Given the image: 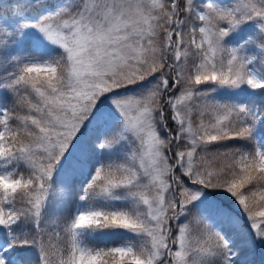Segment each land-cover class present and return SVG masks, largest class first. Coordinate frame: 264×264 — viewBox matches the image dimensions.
<instances>
[{
	"label": "rangeland",
	"instance_id": "374dc122",
	"mask_svg": "<svg viewBox=\"0 0 264 264\" xmlns=\"http://www.w3.org/2000/svg\"><path fill=\"white\" fill-rule=\"evenodd\" d=\"M35 1L36 13L22 7L0 15V90L38 89L22 76L40 70L57 77L45 88L53 101L82 111L79 120L61 116L65 124L78 122L83 129L94 112L93 135L87 139L91 133L82 131L76 137L51 171L59 188H46L58 203L76 188L67 223L72 264L100 255L83 242L90 223L122 231L115 249L123 264H250L255 257L264 264V218L248 212L246 223L204 185L180 178L167 145L174 134L168 127L162 131L154 114L162 93L164 104L181 81L170 106L189 137L214 139L243 122L264 167L263 111L256 102L264 73L253 43V36L264 33V7L259 12L256 0ZM163 62L176 80L170 88ZM7 118L1 102L0 222L11 224L19 217H12L5 185L18 178L3 152ZM186 157L193 162L192 153ZM170 218L174 223L164 226ZM14 230L0 236V264L23 263L14 247L17 237L39 262L37 233L25 225ZM41 235L50 239L48 230Z\"/></svg>",
	"mask_w": 264,
	"mask_h": 264
},
{
	"label": "trees",
	"instance_id": "16d2710c",
	"mask_svg": "<svg viewBox=\"0 0 264 264\" xmlns=\"http://www.w3.org/2000/svg\"><path fill=\"white\" fill-rule=\"evenodd\" d=\"M256 2L258 10H263L264 4ZM38 3L18 0L17 6L26 7L35 13L40 9ZM14 6V2L0 1V14L12 15ZM254 42L258 46L256 62L264 72V47H259L264 44V33L256 35ZM162 67L169 80L167 88H170L176 81L174 74L167 64ZM22 78L30 82L35 80L40 87L33 89L28 86L14 93L0 90V103L6 104L8 117L3 151L16 165L15 175L20 177L16 183L7 185V196L15 206L14 215L19 216V219L11 224L0 223V236L15 234L14 227L25 224L30 232L37 233L42 249L35 254L39 262L31 260L21 239L13 237L14 247L20 251L23 264H72L73 243L67 222L75 208L76 188L73 184L72 191L62 203L56 202V198L47 193L46 188L52 184L56 189L59 188V182L53 181L50 174L76 137L82 131L84 134L88 131L91 133L87 139L93 135L94 112L92 110L91 114L86 115L84 130L78 127V122L65 124L64 120H60L61 116L71 121L79 120L82 111L74 112L51 99V92L45 88L53 86L57 77H49L43 71L35 70L26 72ZM181 85L180 81L168 92L172 97L168 96L164 104L161 103L164 99L162 93L154 106V114L160 119V125L165 124L161 130L166 131L167 126L174 134V137L168 136L167 145L174 155L171 161L178 163L177 175L181 178L179 174H182V177L192 178L204 185L230 205L234 212L237 211L246 223L250 220V216L245 218L248 212L258 213L264 218V167L260 165L252 131L241 122L231 131L214 139L201 141L190 138L170 106L171 98L180 90ZM257 92L256 102L260 105V111H263L260 128L264 131V85L258 87ZM190 153L193 154L192 163L186 157ZM236 200L240 205L234 203ZM49 222L57 230L51 229ZM173 222V219L169 220L170 224ZM176 229L173 232L174 241ZM44 230H48L50 236L46 242L41 235ZM106 230L104 224H88L83 241L93 250H99L100 255L82 264H123L114 245L124 235L116 228L109 234ZM260 260V257H255L250 264H262Z\"/></svg>",
	"mask_w": 264,
	"mask_h": 264
}]
</instances>
